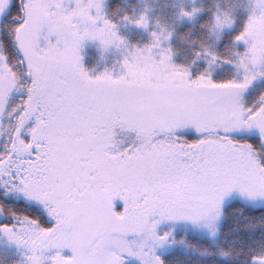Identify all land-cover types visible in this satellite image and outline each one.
<instances>
[{
	"label": "rangeland",
	"instance_id": "1",
	"mask_svg": "<svg viewBox=\"0 0 264 264\" xmlns=\"http://www.w3.org/2000/svg\"><path fill=\"white\" fill-rule=\"evenodd\" d=\"M11 1L0 0V22ZM58 1L67 3L69 16L51 10V0H23L14 34L28 89L0 179L13 182L16 198L53 223L42 232L27 222L20 235L0 227L20 263L161 264L173 248L169 234L179 227L214 238L228 201L264 207L258 154L229 141L257 137L264 148V101L254 113L244 106L245 95L264 80V0H253L241 39L250 73L237 87L193 80L173 65L162 36L128 53L103 16L104 0ZM88 45L125 52L119 79L88 77ZM7 64L0 53V119L16 107L13 91L20 93L7 81ZM128 127L140 137L187 132L208 134L210 142L180 152L153 145L150 158L131 160L127 134L112 133ZM183 161L196 179L179 171L186 180L174 183L167 170Z\"/></svg>",
	"mask_w": 264,
	"mask_h": 264
},
{
	"label": "trees",
	"instance_id": "2",
	"mask_svg": "<svg viewBox=\"0 0 264 264\" xmlns=\"http://www.w3.org/2000/svg\"><path fill=\"white\" fill-rule=\"evenodd\" d=\"M22 2L12 0L0 22V53L7 59L6 66L11 73L7 81L15 86L14 90H20L17 97L13 91L14 110L0 119V167L10 155L11 138H14L28 89L25 68L14 45L15 31L23 21ZM65 3L51 0L48 5L51 10L61 8L67 17L70 13L63 10L67 6ZM252 11L253 0H104L103 4L105 20L114 27L128 53L146 50L162 36L167 39L166 50L177 69L187 71L193 80L206 79L218 87L242 86L250 73L243 65L246 49L241 39L248 31ZM124 59L122 50L106 51L94 45H88L83 54L88 77L97 80L105 76L111 80L119 79ZM245 96L246 109L256 112L264 101V80ZM91 111L95 112L92 107ZM133 129L128 127L126 132H112L114 135L127 134L126 154L131 160L143 155L150 158L153 150L149 146L153 145L180 152L181 146L195 148L197 144L210 142L208 134L162 132L152 135L148 131L140 137L132 133ZM112 141L114 143L116 138ZM229 141L232 145H248L258 154L259 164L264 168V148L257 137L234 136ZM189 163L181 162L174 172L167 170V175L174 183L183 181L181 174L187 170V165H191ZM186 172L191 178L188 181L196 179L191 171L189 175ZM11 185L0 179V227L19 235L26 234L23 228L27 222L37 231L50 230L53 223L47 215L23 199H17L13 194L14 183ZM219 222L214 238L181 227L170 232L173 248L161 255V264H255L256 260H264V207L228 201ZM0 264H21L20 257L7 248L1 235Z\"/></svg>",
	"mask_w": 264,
	"mask_h": 264
}]
</instances>
